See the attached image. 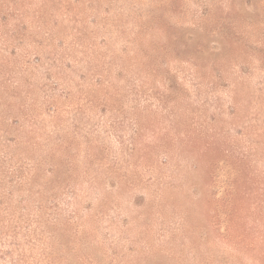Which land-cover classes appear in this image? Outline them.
Returning <instances> with one entry per match:
<instances>
[{"label": "rangeland", "instance_id": "1", "mask_svg": "<svg viewBox=\"0 0 264 264\" xmlns=\"http://www.w3.org/2000/svg\"><path fill=\"white\" fill-rule=\"evenodd\" d=\"M0 264H264V0H0Z\"/></svg>", "mask_w": 264, "mask_h": 264}]
</instances>
